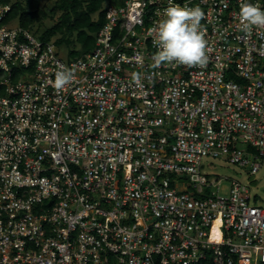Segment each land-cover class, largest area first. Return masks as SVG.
<instances>
[{
	"label": "built area",
	"instance_id": "obj_1",
	"mask_svg": "<svg viewBox=\"0 0 264 264\" xmlns=\"http://www.w3.org/2000/svg\"><path fill=\"white\" fill-rule=\"evenodd\" d=\"M243 2L110 0L67 61L0 4V264H264L249 185L223 196L202 174L206 157L264 160V26L244 30ZM177 4L204 13L203 64L157 60Z\"/></svg>",
	"mask_w": 264,
	"mask_h": 264
},
{
	"label": "trees",
	"instance_id": "obj_2",
	"mask_svg": "<svg viewBox=\"0 0 264 264\" xmlns=\"http://www.w3.org/2000/svg\"><path fill=\"white\" fill-rule=\"evenodd\" d=\"M44 0H0L2 5H11L10 20L33 32L36 36L46 20L59 19L43 31L39 38L55 41L58 47L70 48L69 57L76 59L91 52L96 35L105 23V6L110 0H47L53 3L48 11L43 9ZM51 14V15H50Z\"/></svg>",
	"mask_w": 264,
	"mask_h": 264
},
{
	"label": "clouds",
	"instance_id": "obj_3",
	"mask_svg": "<svg viewBox=\"0 0 264 264\" xmlns=\"http://www.w3.org/2000/svg\"><path fill=\"white\" fill-rule=\"evenodd\" d=\"M238 16L245 31L253 26H264V10L248 0L241 3ZM163 17L153 28L160 49L158 62L189 67L203 64L207 42L201 27L204 17L202 9L199 6L182 7L177 4L166 8ZM72 78L71 70L61 68L55 74L53 86L60 90Z\"/></svg>",
	"mask_w": 264,
	"mask_h": 264
},
{
	"label": "rangeland",
	"instance_id": "obj_4",
	"mask_svg": "<svg viewBox=\"0 0 264 264\" xmlns=\"http://www.w3.org/2000/svg\"><path fill=\"white\" fill-rule=\"evenodd\" d=\"M53 6V3L44 0L43 1V9L48 11ZM51 15V14H50ZM61 13L55 16V20H46L44 22V27H42L37 34L36 37H39L46 28L51 27L54 22H56ZM13 27H18L19 22L15 21L12 25ZM37 30L34 28L33 32L35 33ZM39 35V36H38ZM54 41V40H53ZM60 56L63 60L67 61L69 58L70 48L67 47H59ZM262 165L259 172L255 175H251V171L249 168L241 167L238 164L231 163L225 156L224 157H206L203 160V165L205 166L202 169V174L205 175L209 182L212 181H222L220 185L219 194L227 195L231 189L232 182L238 181L242 184L249 185L252 195L255 198V203H257L260 207L264 208V160L260 161ZM214 192L217 194V189H214Z\"/></svg>",
	"mask_w": 264,
	"mask_h": 264
}]
</instances>
